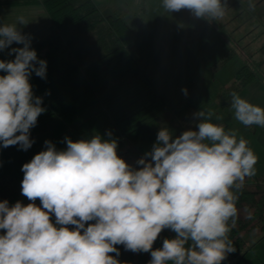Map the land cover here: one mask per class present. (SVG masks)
Returning <instances> with one entry per match:
<instances>
[{
    "label": "clouds",
    "instance_id": "9594fccd",
    "mask_svg": "<svg viewBox=\"0 0 264 264\" xmlns=\"http://www.w3.org/2000/svg\"><path fill=\"white\" fill-rule=\"evenodd\" d=\"M160 7L220 20L227 4L161 0ZM17 20L0 25V52L14 54L0 60V147L27 151L34 143L30 130L46 111L30 76L46 79L47 62L20 30L26 19ZM231 97L238 122L264 127V108L236 92ZM193 115L198 130L174 138L162 128L151 151L136 162L138 169L118 156L115 140L65 137L64 150L46 140L45 150L21 168V192L30 202H0V264H121L117 245L150 253L148 264H222L235 251L229 234L239 218V193L256 174L258 158L236 130L212 121L211 110ZM165 229L175 237L153 250Z\"/></svg>",
    "mask_w": 264,
    "mask_h": 264
},
{
    "label": "trees",
    "instance_id": "16d2710c",
    "mask_svg": "<svg viewBox=\"0 0 264 264\" xmlns=\"http://www.w3.org/2000/svg\"><path fill=\"white\" fill-rule=\"evenodd\" d=\"M36 2L43 4L55 27L33 45L38 59L47 62L46 79L35 73L30 76L34 96L42 98L41 106L46 111L30 130V139L34 140L30 149L21 150L19 145L0 147V202L7 200L9 206L17 201L24 205L30 202L21 192L24 175L21 168L45 150L46 140L57 150L66 149L65 137L74 142L91 139L94 135L103 140H115L118 156L138 169L141 166L136 162L151 151L162 128L169 129L174 138L185 130H198V120L193 115L197 112L191 105L199 95L198 90L190 86L182 97L167 107L149 76L124 46L135 39L137 32L121 14L103 15L92 0H0V5ZM201 25L186 40L192 50L215 29L211 21ZM233 53L231 49L224 52L214 68L221 66ZM0 60L4 59L0 57ZM4 74L0 71V75ZM255 76L253 67L242 64L227 89H221L219 105L222 108L230 106L231 93H238ZM97 103L100 107L96 111L74 122L77 114ZM255 168L256 174L245 179L239 193V218L229 234L235 251L227 257L236 255L242 233L254 222L264 238V167ZM249 212L251 219L246 218ZM174 237L172 231L163 230L153 250L161 248L165 238ZM116 247L121 264H148L151 259L150 253H133L122 245Z\"/></svg>",
    "mask_w": 264,
    "mask_h": 264
},
{
    "label": "rangeland",
    "instance_id": "374dc122",
    "mask_svg": "<svg viewBox=\"0 0 264 264\" xmlns=\"http://www.w3.org/2000/svg\"><path fill=\"white\" fill-rule=\"evenodd\" d=\"M92 1L103 15L121 14L134 27L137 36L124 46L149 76L167 107L184 95L182 90L196 88L199 95L191 101L195 111L211 110L214 123L224 125L226 130H236L238 138L244 137L256 154L255 167H264V127H246L234 118L231 105L226 108L219 105L221 89H227L236 70L246 63L255 69L256 76L237 94L264 108V0H252L254 8H249V0H222L227 9L220 20L197 18L187 9L165 12L160 7L161 0ZM204 21H211L215 29L192 50L186 40ZM229 49L233 55L215 69L216 60ZM99 107L97 103L80 112L74 122L83 120ZM217 116L221 119L217 120ZM261 235L258 224H251L242 233L236 255L227 257L222 264H264Z\"/></svg>",
    "mask_w": 264,
    "mask_h": 264
},
{
    "label": "crops",
    "instance_id": "0c3cea01",
    "mask_svg": "<svg viewBox=\"0 0 264 264\" xmlns=\"http://www.w3.org/2000/svg\"><path fill=\"white\" fill-rule=\"evenodd\" d=\"M20 16H23L28 22L27 25L18 26L22 33L30 37L32 48L37 41L46 37L53 30V22L41 2L0 5V25L18 23L17 18ZM11 47H23V45L14 43ZM0 57L6 61L12 60L14 54L9 56L8 50H5L0 52Z\"/></svg>",
    "mask_w": 264,
    "mask_h": 264
}]
</instances>
